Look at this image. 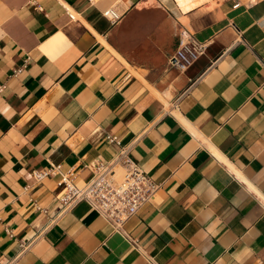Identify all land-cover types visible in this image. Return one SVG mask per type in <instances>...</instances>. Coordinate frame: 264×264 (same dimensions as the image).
<instances>
[{
	"label": "crops",
	"instance_id": "obj_1",
	"mask_svg": "<svg viewBox=\"0 0 264 264\" xmlns=\"http://www.w3.org/2000/svg\"><path fill=\"white\" fill-rule=\"evenodd\" d=\"M0 86V264H264V0H0ZM129 144L149 201L59 215Z\"/></svg>",
	"mask_w": 264,
	"mask_h": 264
},
{
	"label": "built area",
	"instance_id": "obj_2",
	"mask_svg": "<svg viewBox=\"0 0 264 264\" xmlns=\"http://www.w3.org/2000/svg\"><path fill=\"white\" fill-rule=\"evenodd\" d=\"M233 1L235 6L240 4V0ZM104 14L111 20L119 17L115 8L106 10ZM207 46L208 42L198 40L188 29H183L179 32L178 47L170 59V64L184 71L204 54ZM21 70H16L15 74ZM2 89L0 86V93ZM107 139L120 145L116 136L108 135ZM131 149L132 144L121 145L111 161L97 164L92 178L84 186H76L71 177L63 174L59 184L65 186V191L60 197L59 215L72 209L79 202L86 201L115 229L120 230L158 189V183L134 162ZM117 168L122 169L119 177L116 176ZM59 169L60 165L52 166L49 170L36 171L34 175L40 180ZM25 248L22 245V249Z\"/></svg>",
	"mask_w": 264,
	"mask_h": 264
}]
</instances>
